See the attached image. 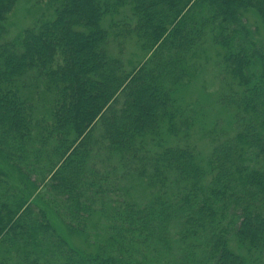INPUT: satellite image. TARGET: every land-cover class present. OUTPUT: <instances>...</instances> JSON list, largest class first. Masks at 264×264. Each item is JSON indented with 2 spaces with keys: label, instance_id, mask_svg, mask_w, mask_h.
<instances>
[{
  "label": "trees",
  "instance_id": "trees-1",
  "mask_svg": "<svg viewBox=\"0 0 264 264\" xmlns=\"http://www.w3.org/2000/svg\"><path fill=\"white\" fill-rule=\"evenodd\" d=\"M19 1L0 0V159L22 184L0 171V264H264V37L247 17L264 30V0H48L7 39ZM211 63L224 115L208 124L188 98ZM48 212L101 226L95 255Z\"/></svg>",
  "mask_w": 264,
  "mask_h": 264
},
{
  "label": "rangeland",
  "instance_id": "rangeland-1",
  "mask_svg": "<svg viewBox=\"0 0 264 264\" xmlns=\"http://www.w3.org/2000/svg\"><path fill=\"white\" fill-rule=\"evenodd\" d=\"M48 0H20L18 6L10 17V25H9V34L6 36L7 39H15L22 34V31L33 26L39 19L41 18H49L51 15V11L46 12L48 8ZM249 21L255 25L259 26L260 35L264 37V30L260 26V22L258 17L253 13H248ZM215 53V52H213ZM137 54L135 50H129V56L127 55V59L130 57H134ZM212 57V53L210 54ZM198 81L195 82L196 86L190 92L188 101H199L202 100L203 105L206 109H208L209 116H207L206 123H214L216 118L223 117L224 112L218 108H215L213 104L209 106L211 100H213L214 93L217 92L219 88V84L217 82V70L216 67L212 65H208L207 69H205L204 73L197 76ZM210 102V103H209ZM221 122V121H220ZM205 144V143H204ZM4 171L9 176V181L18 185L20 188L22 187L21 181L17 179L16 173L13 170H10L9 167L0 159V171ZM49 200V197H47ZM45 209L47 208L45 203L42 205ZM42 208L41 206H39ZM39 209V208H38ZM43 209V208H42ZM40 210V209H39ZM47 210H50L48 208ZM49 221L52 227L56 230L57 235L65 241L69 247L75 251H79L88 255H95L96 253V242L102 240V232L101 226L99 229L92 228V232H90V238L88 236L79 235L78 232L73 230L72 225L65 224L61 219L57 218L53 215L52 212H48ZM93 225H97V222L94 221ZM97 233V234H96ZM96 234V238H95ZM4 258V256H0V261Z\"/></svg>",
  "mask_w": 264,
  "mask_h": 264
}]
</instances>
